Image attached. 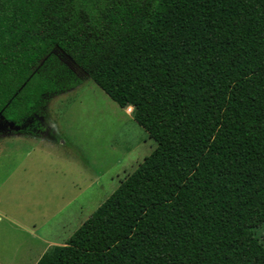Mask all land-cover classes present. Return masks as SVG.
Segmentation results:
<instances>
[{
	"label": "trees",
	"instance_id": "trees-1",
	"mask_svg": "<svg viewBox=\"0 0 264 264\" xmlns=\"http://www.w3.org/2000/svg\"><path fill=\"white\" fill-rule=\"evenodd\" d=\"M74 68L157 145L35 264H264V0H0L1 120L42 136Z\"/></svg>",
	"mask_w": 264,
	"mask_h": 264
},
{
	"label": "rangeland",
	"instance_id": "rangeland-1",
	"mask_svg": "<svg viewBox=\"0 0 264 264\" xmlns=\"http://www.w3.org/2000/svg\"><path fill=\"white\" fill-rule=\"evenodd\" d=\"M75 71L78 85L47 98L42 136L0 119V264H34L63 244L157 145ZM248 224L264 246V214Z\"/></svg>",
	"mask_w": 264,
	"mask_h": 264
},
{
	"label": "water",
	"instance_id": "water-1",
	"mask_svg": "<svg viewBox=\"0 0 264 264\" xmlns=\"http://www.w3.org/2000/svg\"><path fill=\"white\" fill-rule=\"evenodd\" d=\"M9 126L11 127V126H13V124L12 123H9ZM16 129H18V127L17 126H14Z\"/></svg>",
	"mask_w": 264,
	"mask_h": 264
},
{
	"label": "crops",
	"instance_id": "crops-1",
	"mask_svg": "<svg viewBox=\"0 0 264 264\" xmlns=\"http://www.w3.org/2000/svg\"><path fill=\"white\" fill-rule=\"evenodd\" d=\"M14 128H15V127H14ZM15 129H16V128H15ZM41 255H42V254H41ZM41 255H40V256H41ZM40 256H39V257H40ZM38 259H39V258H38ZM36 262H37V261H36ZM34 264H35V263H34Z\"/></svg>",
	"mask_w": 264,
	"mask_h": 264
}]
</instances>
